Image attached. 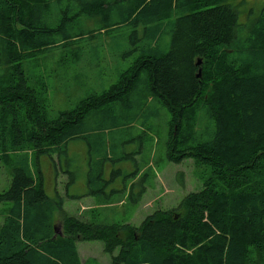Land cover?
Listing matches in <instances>:
<instances>
[{
  "label": "trees",
  "instance_id": "16d2710c",
  "mask_svg": "<svg viewBox=\"0 0 264 264\" xmlns=\"http://www.w3.org/2000/svg\"><path fill=\"white\" fill-rule=\"evenodd\" d=\"M88 14L96 29L85 28ZM126 25L129 46L119 57L129 48L131 63L99 91L77 96L74 106L70 99L64 109H52L50 89L79 55L65 49L68 42L86 46ZM242 30L229 0H0V167L9 180L0 190V264H83L80 240L103 242L112 264H163L178 243L196 240L199 250L173 264H264V8L244 39ZM43 53L62 71H44ZM157 110L165 119L163 135L150 131L162 156L155 162L191 158L198 191L136 228L109 222L97 207L88 220L68 215L56 188L55 197L47 195L40 158L56 159L52 166L66 175L67 189L75 174L62 155L76 138L90 148L83 196L100 204L115 176L126 185L119 169L109 179L104 174V163L114 165L116 158L92 150L113 134L87 124L108 121L114 128V121L137 112L158 116ZM23 153L30 154L31 168ZM139 188L130 187L127 203L139 202ZM127 228L133 239L114 255L110 230Z\"/></svg>",
  "mask_w": 264,
  "mask_h": 264
},
{
  "label": "rangeland",
  "instance_id": "374dc122",
  "mask_svg": "<svg viewBox=\"0 0 264 264\" xmlns=\"http://www.w3.org/2000/svg\"><path fill=\"white\" fill-rule=\"evenodd\" d=\"M229 2L234 6L238 22L243 26L241 32H243L244 39L246 36V26L252 25L257 20L264 8V0H229ZM98 26L99 23L94 19L93 15L88 14L85 20V28L92 30ZM131 30L132 27L130 25L120 27L117 29V32L115 31L110 36L101 35L93 38L86 46H82V43L72 44V41L68 42L69 44L65 49L79 52L78 59L76 63L70 61V65L66 68V71H63L61 81H55L52 85L49 94L51 108L58 112V110L64 109L69 104L70 99L72 100L70 102L74 106L77 102L75 98L82 95L84 91H87L88 94L92 93V91H99L107 86L112 79L116 78L118 73L134 59V56L132 58L128 55L129 48L127 51L125 50L126 54H122L124 57H119V53L129 46L128 35L131 33ZM94 33L95 31H93ZM134 36L136 38V35ZM238 40H241V38H238ZM77 46L80 48H77ZM45 54L43 53L42 56H45ZM45 57L42 64L44 71L51 68L62 71L60 68H57L55 58H49L48 55ZM46 77L48 78V75ZM83 81L85 83L84 90L78 93ZM141 86L142 84L139 85V87ZM66 91L72 94L68 98L64 94ZM135 97H138V92L135 94ZM139 102L143 104V98H140ZM157 111L158 116L154 117H151L152 114L150 112H146L144 116H141L137 112L135 114L136 117L134 116L132 120L124 118V120L114 121L119 126L114 128H111L108 121H95L87 124V127H92H89V130L98 127L103 130L107 129L105 134H108L110 131L113 134L104 143L105 147H100L97 144L93 146L92 150L94 149L95 154L105 150L108 158L111 155L113 156L112 158H116L114 165L104 163V174L108 176L112 168L119 169L124 176L123 181L126 184L123 186L121 177L115 176L112 180L114 182L108 184L104 189L108 196L104 195L106 198L105 206L99 207V209H102L101 211L106 217L113 221L123 222L127 219L128 222L126 224L134 228L138 227L147 216L156 211H167L169 208H176L187 193L198 191L201 188V182L196 177L191 158H184L179 163L167 161L155 162V159L159 161L162 156L157 151L158 145L156 151H154V135L152 136L150 131L152 128L156 134L163 135L162 121L165 119L164 112L162 110ZM89 153L90 148L86 145V142L76 138L68 143L66 153L62 155V159L65 162H69V168L72 171H76L75 176L79 177L80 173L87 167ZM21 155L20 159H25L28 166H31L30 154L23 153ZM93 155L91 154L92 158L95 156ZM52 164L57 165L56 159L52 163L46 156L41 158L44 188L47 195L51 198L55 197L53 190L56 188L63 198L64 211L68 212V215L70 212L79 219L87 220L90 211L94 208V200L79 196H83L86 190L82 180H79L77 177L75 184L65 189L66 175L60 173V168L53 167ZM8 183L9 180L0 170V190L7 188ZM139 186H143L144 188V193H142L139 202L135 205L127 203L125 199L126 192L132 187L133 192L136 193L140 190ZM120 188L124 193L122 196L115 193V190ZM67 193L79 197L75 201H69L72 198L67 197ZM116 212L117 216L114 215ZM56 221V224L58 223V230L61 231L60 214H57ZM110 233H112V238L113 236L117 238V243L114 244V255L122 253L120 248L121 243L131 242L134 236L129 231V228L118 232L115 229H111ZM186 241L184 240V242ZM188 242H186L185 247L178 243L176 253L173 252L172 255H166L168 257L165 258L163 264H173V262L182 259H189L202 246V243L197 242V240L193 241V243ZM76 244L77 253L83 264H112L111 256L101 251L104 247L103 242L99 245L94 240H80ZM163 256L165 257V251ZM118 264L127 263L121 262Z\"/></svg>",
  "mask_w": 264,
  "mask_h": 264
},
{
  "label": "crops",
  "instance_id": "0c3cea01",
  "mask_svg": "<svg viewBox=\"0 0 264 264\" xmlns=\"http://www.w3.org/2000/svg\"><path fill=\"white\" fill-rule=\"evenodd\" d=\"M42 158V157H41ZM41 158H40V161H41ZM67 164H69V162L67 161ZM87 165H88V162H87ZM2 166H1V171H2ZM30 168H31V166H30ZM72 171V170H71ZM3 172V171H2ZM74 174H75V172L76 171H72ZM87 175H88V166L84 169V171L83 172H81L80 173V176L78 177L77 175L75 176L74 175V180H73V182L72 183H70L69 184V186H68V188L70 187V186H73L74 184H75V180H77V177L79 178V180H82V182H83V184H84V186H85V189H86V184H87ZM66 182V181H65ZM65 186V185H64ZM86 191V190H85ZM106 194H107V192L106 191H104ZM72 196H73V194H71ZM80 196V195H79ZM79 196H77V197H79ZM108 196V195H107ZM83 197H86V198H90L91 200H94V208H92V209H95L96 207L97 208H99V207H103V206H105L104 204H105V201H106V198L104 197V198H100V200L98 201L100 204H98L97 203V199L95 198V196H92V197H88V196H81V198H83ZM75 199H77V198H72L71 200H69V201H75ZM68 201V200H67ZM122 201V200H121ZM63 208H65V206L63 207ZM65 210V209H64ZM68 213V212H67ZM75 213V212H74ZM69 214H72V213H70L69 212ZM73 215V214H72ZM55 216H57V215H55ZM89 216H90V214H89ZM88 220V219H87ZM109 222H113V223H115L116 221H109ZM124 223H126V222H128V220L127 221H123ZM96 242H98V244L100 245L101 244V242H99V241H96ZM77 245V244H76ZM101 251L102 252H104V249L102 250L101 249ZM105 253V252H104ZM83 263V262H82ZM93 264H96V263H93Z\"/></svg>",
  "mask_w": 264,
  "mask_h": 264
},
{
  "label": "water",
  "instance_id": "95a60500",
  "mask_svg": "<svg viewBox=\"0 0 264 264\" xmlns=\"http://www.w3.org/2000/svg\"><path fill=\"white\" fill-rule=\"evenodd\" d=\"M197 64H200V61H198ZM199 75H200V70L198 71L197 76H199Z\"/></svg>",
  "mask_w": 264,
  "mask_h": 264
}]
</instances>
